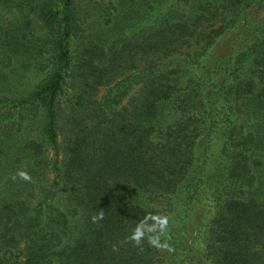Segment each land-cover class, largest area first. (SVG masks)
<instances>
[{
	"label": "trees",
	"instance_id": "obj_1",
	"mask_svg": "<svg viewBox=\"0 0 264 264\" xmlns=\"http://www.w3.org/2000/svg\"><path fill=\"white\" fill-rule=\"evenodd\" d=\"M31 1L0 0L30 81L0 97V264H264V0Z\"/></svg>",
	"mask_w": 264,
	"mask_h": 264
},
{
	"label": "rangeland",
	"instance_id": "obj_2",
	"mask_svg": "<svg viewBox=\"0 0 264 264\" xmlns=\"http://www.w3.org/2000/svg\"><path fill=\"white\" fill-rule=\"evenodd\" d=\"M35 3V1H31V2H24L23 4V10L24 12L28 13L29 16L33 17L32 14L29 12V7L27 5H33ZM83 4V3H82ZM85 4V3H84ZM7 16L10 17H16V14H6ZM5 15V16H6ZM0 20L3 21L4 20V15H2L0 13ZM4 53V49H0V97L1 96H14V95H18L19 92L23 93L24 91H27L30 87V81L29 80H21L23 82H18V84L20 85V89L19 88H15L13 83H14V78L16 79L17 76L19 75V73L15 72L13 70V65H12V61H14V59L12 58L11 60V65L6 64L7 62L5 61L4 57L5 55ZM11 55V54H10ZM23 60H26L25 56H21L19 58H17L15 61L21 62ZM22 73V72H20ZM24 90V91H23ZM7 107L3 106L0 108V125H3L5 127V129H7L6 125L4 123H2V119L3 116L7 113H5V109ZM1 133V132H0ZM60 148V146H59ZM218 153V149H215L214 152V156H216V154ZM52 154V151H49L48 156H50ZM212 189V188H211ZM210 189V191H211ZM131 200H136L137 202L141 203V204H146V197H138L134 191H131V194L129 195ZM264 198V195L262 196V199ZM259 199V198H258ZM261 199V200H262ZM163 201H165L163 199ZM163 201L162 200H158L155 201V206L160 207L163 205Z\"/></svg>",
	"mask_w": 264,
	"mask_h": 264
},
{
	"label": "clouds",
	"instance_id": "obj_3",
	"mask_svg": "<svg viewBox=\"0 0 264 264\" xmlns=\"http://www.w3.org/2000/svg\"><path fill=\"white\" fill-rule=\"evenodd\" d=\"M19 175L25 179H28L29 177L27 176L26 173H19ZM104 219V210H99V212L92 217V220L94 223L99 222L100 220ZM152 219L157 220L159 223V226L161 229L165 228L167 225V218L164 217H152ZM153 228H149L148 231L151 232L153 231ZM145 233L143 230V223L141 225H138L137 228L133 231V233L127 238L129 241L134 243L135 245H139L142 238L144 237ZM150 243L155 244V240L150 239Z\"/></svg>",
	"mask_w": 264,
	"mask_h": 264
}]
</instances>
